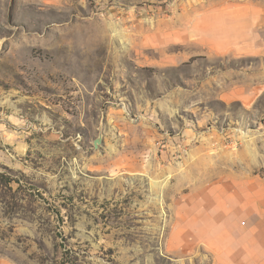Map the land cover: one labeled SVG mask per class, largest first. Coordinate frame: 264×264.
Returning <instances> with one entry per match:
<instances>
[{"label": "rangeland", "instance_id": "rangeland-1", "mask_svg": "<svg viewBox=\"0 0 264 264\" xmlns=\"http://www.w3.org/2000/svg\"><path fill=\"white\" fill-rule=\"evenodd\" d=\"M258 208L264 0H0V264L252 258Z\"/></svg>", "mask_w": 264, "mask_h": 264}, {"label": "crops", "instance_id": "crops-1", "mask_svg": "<svg viewBox=\"0 0 264 264\" xmlns=\"http://www.w3.org/2000/svg\"><path fill=\"white\" fill-rule=\"evenodd\" d=\"M208 217H210L208 221L212 229L210 233L215 236H212V243L223 251V256L220 258L221 264H264V210L257 209L255 225L251 228L255 237L253 241L255 255L252 258L248 256L250 250L245 228L241 229L237 226L234 212H216Z\"/></svg>", "mask_w": 264, "mask_h": 264}, {"label": "water", "instance_id": "water-1", "mask_svg": "<svg viewBox=\"0 0 264 264\" xmlns=\"http://www.w3.org/2000/svg\"><path fill=\"white\" fill-rule=\"evenodd\" d=\"M102 142V134L99 135L93 140V146L98 147V145Z\"/></svg>", "mask_w": 264, "mask_h": 264}]
</instances>
